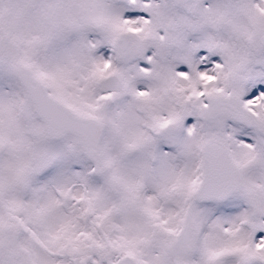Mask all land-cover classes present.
<instances>
[{"label": "snow or ice", "instance_id": "snow-or-ice-1", "mask_svg": "<svg viewBox=\"0 0 264 264\" xmlns=\"http://www.w3.org/2000/svg\"><path fill=\"white\" fill-rule=\"evenodd\" d=\"M0 264H264V0H0Z\"/></svg>", "mask_w": 264, "mask_h": 264}]
</instances>
